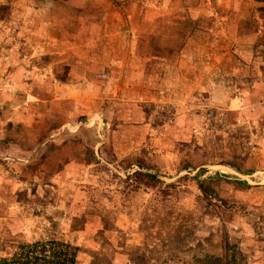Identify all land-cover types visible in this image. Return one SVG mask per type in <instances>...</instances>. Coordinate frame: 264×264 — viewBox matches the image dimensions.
<instances>
[{
  "label": "rangeland",
  "instance_id": "rangeland-1",
  "mask_svg": "<svg viewBox=\"0 0 264 264\" xmlns=\"http://www.w3.org/2000/svg\"><path fill=\"white\" fill-rule=\"evenodd\" d=\"M263 8L0 0V243L264 264Z\"/></svg>",
  "mask_w": 264,
  "mask_h": 264
},
{
  "label": "trees",
  "instance_id": "trees-1",
  "mask_svg": "<svg viewBox=\"0 0 264 264\" xmlns=\"http://www.w3.org/2000/svg\"><path fill=\"white\" fill-rule=\"evenodd\" d=\"M264 3V0H263ZM264 12V8L262 9ZM144 177L151 178L149 175ZM209 180H199L198 185L203 193L210 192ZM111 231L107 222L104 221V230L100 232L102 238L106 232ZM105 242V241H104ZM124 250V249H122ZM142 248L129 250L126 253H120L118 250L112 252L100 251L92 252L91 264H114L118 255H124L130 258V263L137 264L135 259H132V254H139ZM82 249L64 239L48 238L44 240L26 242L12 240L10 243H0V264H78L79 255ZM230 247L224 240L222 245L221 256H208L206 261L209 264H239L237 254L228 255ZM143 259L139 264L143 263Z\"/></svg>",
  "mask_w": 264,
  "mask_h": 264
},
{
  "label": "crops",
  "instance_id": "crops-1",
  "mask_svg": "<svg viewBox=\"0 0 264 264\" xmlns=\"http://www.w3.org/2000/svg\"><path fill=\"white\" fill-rule=\"evenodd\" d=\"M26 36V38H24ZM24 37H22L23 38V40H21V43L24 45L25 43H26V51H28L29 50V46L28 45H33L34 44V42L32 43V40L34 39V37H32V38H30V37H28L27 35H25ZM31 43V44H30ZM18 51H20V50H18ZM13 53H14V51H13ZM16 54V53H15ZM24 56H26V58H31L32 57V52L30 51L29 53H26ZM22 121H24V120H22ZM52 146H50V148H51ZM28 170H26V172L27 171H29V168L28 167H26ZM68 172V169H66V170H64V171H62V173L61 174H63V173H65V172ZM24 177L25 178H29V179H31V176L28 174V175H24ZM5 180H3V181H1L0 180V182L3 184V182H4ZM12 184H14V186H15V182H12ZM16 186H18V183L16 182Z\"/></svg>",
  "mask_w": 264,
  "mask_h": 264
}]
</instances>
